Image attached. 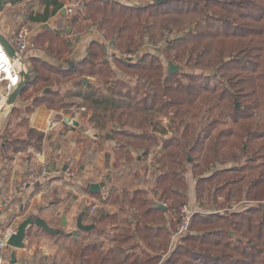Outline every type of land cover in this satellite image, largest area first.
<instances>
[{"label":"trees","instance_id":"16d2710c","mask_svg":"<svg viewBox=\"0 0 264 264\" xmlns=\"http://www.w3.org/2000/svg\"><path fill=\"white\" fill-rule=\"evenodd\" d=\"M141 1L145 5L124 4L119 0L84 1L82 9H77L72 17L78 20L85 13L87 25H98L113 49L138 54L135 60L111 55L113 63L121 64L128 70L127 75L136 79L133 88L122 91L117 88L118 82L105 80L112 76L108 70L112 62L107 60L103 44L96 40L83 60L66 72L56 71L61 76L58 83L73 82L64 94L45 91L53 79L40 68H52L32 59V76L21 95L34 88L41 91L34 96V105L50 96L49 106L53 107L58 98L61 108L75 109L65 110L66 113L79 112L81 118L88 117L101 143L108 140L107 133L114 135L113 140L120 146L118 159L128 163L136 160L131 155L132 149H141L142 155L147 156L153 145L162 144L163 153L158 159L161 173L151 189L157 201L143 189L133 192L128 201L129 193L122 192L123 205L130 207L122 209L127 215L99 217L100 222L117 219L122 225H136L135 231L121 242L139 237L144 242L148 240V247L154 246L159 251L169 246V228L156 222L159 216L164 219L167 211L156 203L165 204L175 214L180 211L188 201V184L183 178L190 166L197 178V203L207 212L195 213L192 232L177 241L172 256L163 264H264V207L243 205L234 209L233 206L244 200L264 199V0H167L161 4L156 0ZM41 4L43 12L32 13L31 21L47 22L66 5L63 0H40ZM162 40L167 42L164 54L170 64L179 68L187 65L217 69L224 73L222 80L211 85L202 82L206 77L201 73L165 72L161 58L140 51L145 44L156 45ZM85 76L95 77L98 84H107V91L84 82ZM27 109L33 111L32 107ZM132 115L141 120H125V116ZM38 135L39 139L44 137L43 133ZM238 148L240 155L236 153ZM247 153L252 156L242 164V156ZM82 163L85 160L79 165ZM226 163L241 165L206 174L218 164ZM229 170L238 175L213 186L215 179L234 172ZM260 186L263 187L259 190ZM223 194L226 200L218 205V197ZM114 202L120 204L121 198ZM223 205H227L229 212L218 214ZM164 232L168 239L162 237ZM117 240L113 237L111 245ZM99 247L97 243L80 246L74 255L75 263L157 264L160 256L146 252L129 261L132 255L123 247L114 256L110 252L103 254ZM183 255L186 259L180 260Z\"/></svg>","mask_w":264,"mask_h":264},{"label":"crops","instance_id":"0c3cea01","mask_svg":"<svg viewBox=\"0 0 264 264\" xmlns=\"http://www.w3.org/2000/svg\"><path fill=\"white\" fill-rule=\"evenodd\" d=\"M27 4H33L35 6L31 7L30 10H28V13L24 10H21V12H19L18 9H16ZM9 6L14 10V20L17 23H22L24 22V20H28V22L34 29L33 37L35 39V47L33 49H30L25 55L27 69L29 70L31 76L32 72L30 71V68L33 67L34 64L32 59H37L39 63L43 61L44 63L50 65L52 68L51 70H45L39 67L40 71H42L47 76L51 75V78L53 79L50 80L52 85L51 87L47 88L49 89L48 91L60 92L61 94H64L73 86L72 81L58 83L57 79H54V76H60V73L57 72V74L56 71L66 72L67 69L72 67L75 63L83 60L87 56L91 43L93 41L99 40L103 44L104 51L107 54V60L111 61V55H117V53L113 51L114 49L110 46V42L104 39L98 25H87V22L85 20V13L84 16L79 18L78 20H72V13H69L67 11V9L69 7H72V5L66 4L63 8L64 10H66L65 13H63L62 9L60 12L52 15L47 22L42 23L33 22L30 20V15L32 13L34 15L36 13L43 12L44 6L42 4L40 5V0H27L16 5ZM6 8H8V6ZM15 32L16 30H11L10 28L6 29L5 35L11 42L14 41ZM50 71H52L53 73H50ZM85 78H87L88 80L84 81ZM94 79L95 77L93 76L83 77L84 82H92L98 87ZM61 84H63L62 89H60L59 87V85ZM47 89L45 90L46 92ZM34 98L35 97L26 101L18 100L16 104L17 108L26 109L32 107L33 111L30 113H26L24 117L19 118L17 121L12 116H9L7 118L8 121L6 124V136L0 133V228L2 227V230L0 231L6 232L11 227H15V229L17 230L18 225L24 219H26L27 217L38 216L44 218L51 226L60 227L62 216L65 211L68 212L67 218L68 222L70 223L69 227H66L65 230H73L76 227L75 225L78 216L83 212V222L85 224H95V227L90 229L89 231H80L76 235L71 237H67L64 234H50L43 229L37 228L35 226L30 227L25 239L26 247L23 249L8 247L5 251V263L48 264L51 262L50 264H77L75 263L76 257L74 256L77 249L80 246L90 245L91 243H97L100 246L99 248L101 249L103 254L105 252H110L111 256H114L115 251L118 249L112 246L114 243L111 245L113 237L104 235V238H102L101 240L92 241H90L88 237H90V233L94 234L95 231H98L99 224L108 220L107 219L103 222H100V216L104 214H119L121 217H125L126 213H124L122 209L130 210V207L129 205H123L122 200L125 196L122 192L127 191L129 193L127 195L128 201V197L132 195V193L136 190H145L142 186L137 187L136 184L130 180V175L132 171H135L137 169H140L142 171L143 165L145 163L151 162V157H153L155 153L153 151V148L147 156L142 155L143 151L141 149H132L131 154L133 157H136V160L132 163H128L125 159H118L121 153L119 150L120 146H118L117 141L113 140L114 135L111 132L107 133L106 135L108 140L101 143L96 129L95 138L93 139L89 136L92 127L90 126L89 121H87V123L85 122V120H87L86 117H84V120L82 121L80 120V115L78 117L79 119H76L74 117V113L68 114L64 112L62 114L60 111L53 109L47 103L48 101L50 102L52 100L50 96L45 97V99L41 98L35 105L32 102L34 101ZM67 117L78 120L80 122V127L74 128L71 123L66 122ZM24 118L26 119L25 124L22 123ZM57 128H62L60 130L63 131H60L56 134L55 132L57 131ZM31 129L42 132L44 134L46 142H51L52 146L50 145V150H48V152L35 150L36 147L39 148L42 146L40 144L37 146H34V144H30L27 146V149H23L24 147H22V145L26 144L27 140L24 138V136L20 135V130L25 131ZM68 134H82L84 139H88L93 143L92 146H97L101 143V146L98 147V149H94L96 151L103 150L105 145L112 144L111 150L108 152L110 153L113 162L105 167V170L98 171V178H92L91 180L87 181L80 178H78L77 180L72 179V177L76 176L75 172L73 171V167L74 165H76L75 163H78V170H85L83 171V173L88 174L91 172V170L88 169L89 166H87L86 161L85 164L82 163L81 165H79L81 160H84L82 158H78V160L77 157L74 156L73 160L69 158L67 161H65V163H59L61 158L60 152L61 149H63L61 139L67 138ZM34 141L35 140H32L31 142ZM70 144L76 146V142H70ZM158 148L160 150L161 146L159 145ZM133 150H141V152H137L135 155ZM84 154L85 152H81V156H83ZM190 158L191 157H189V159ZM37 162L50 163L51 168L49 167V172L40 177L35 185L27 188L26 190H20V185L23 179H25V177L31 171L41 168L38 167L35 169ZM116 162L117 166L115 167ZM161 165V162L157 159V163L154 168L158 171V173H155V178L158 174L161 173ZM67 172H71V175H68ZM188 173V202L196 207L198 211H203L205 213L207 211L201 208L197 203V178H195L194 176L193 169L191 168ZM105 177L111 178L107 188L98 193L90 192V185L92 183L101 181V179ZM155 182L156 179H154L153 185ZM129 185L136 187H134V189H130ZM48 188L53 189L55 198H52L45 202L43 201V194ZM151 189H146L145 191L149 196L153 197L155 201H157V198L152 195ZM91 198H93L103 206H109L110 204H113V206H115L117 210L100 211L96 213L98 214L97 217H93L96 215L94 214V211H92V208H94L95 210V207H98V204H90ZM117 198H121L120 204L114 202ZM72 200L74 202H72ZM235 204H238L240 206H243L242 204H245L244 208H246V204L248 203L241 202ZM235 204H233V206ZM164 211H167V207ZM171 213V210L167 211L164 214V219L169 217V214ZM90 216L93 217L91 221L89 220L90 218H92ZM130 221L132 222L133 218H130ZM168 225L171 226L170 224H167L166 221L165 223L163 222L160 224V226L168 227L170 230V227ZM121 226L123 227V225L120 224L119 220H117V223L113 225L114 228L118 229H120ZM101 235H103V233H99V236ZM48 238H55V245L57 246H51L47 244L46 240ZM62 239L67 241V243H63L64 245L62 246L65 250H68V253L65 255H61L59 253L60 250L58 247V243H60L59 240ZM172 251L173 249L171 250V252ZM14 252L16 254L15 258L12 257ZM147 252L149 253V251ZM164 262L165 260L162 261V259L158 261L159 264H163ZM108 264L114 263L110 262Z\"/></svg>","mask_w":264,"mask_h":264},{"label":"rangeland","instance_id":"374dc122","mask_svg":"<svg viewBox=\"0 0 264 264\" xmlns=\"http://www.w3.org/2000/svg\"><path fill=\"white\" fill-rule=\"evenodd\" d=\"M63 1L66 4L72 5V7L74 9V11L72 12V17L76 14L77 9H82L84 1L87 2V3H92L93 2V0H63ZM119 1L121 3H124V4L141 3V4L145 5V1H141V0H119ZM31 7L32 6L27 4V5H24V6H20V8H16V9H18L19 12H21V10H24V11H26L28 13L29 12L28 10H30ZM14 14H15L14 10L10 6H8V8L5 7L4 10L1 12V14H0V31L1 32L6 34V29H9V28L11 30H16V32H17L23 24H26L30 28H32V26L28 22V20H24V22H22V23H17L14 20ZM81 16H84V15H81ZM98 17H100V15H98ZM172 35L176 36V33H173ZM166 44H167V42H165L164 40H162L161 43L156 44V45L147 43L141 48L140 51L141 52L142 51L143 52L148 51V52H151V53L157 55L159 58L162 59L163 66H164V71L165 72H169L170 63H169V60L167 59V56L164 54V48H165ZM145 49H148V50H145ZM113 51L116 52L115 49ZM119 52H123V51L119 50ZM109 65H110V68L108 70L112 72V76L105 77V80L107 78V79H110L112 81L118 82L119 86L117 88L121 89L122 91H127L128 87H130L129 89L133 88L134 84L136 83V79L133 78L131 75H127L128 70L123 68V66L121 64H119L118 62H114V63L112 62ZM215 70H217V69H215ZM215 70H212V69L205 70V69H202L200 67H188L187 65H183L182 68H179V72L180 73L185 72V73H191V74H193V73H196V74L197 73L198 74L201 73V74H203L206 78L204 80H202V82L210 83L211 85H214L215 83H217V82L222 80V73L223 72L219 73L218 71H215ZM50 73H53V72H50ZM57 77L58 76H54V79H58V78L61 79V76H59L58 78ZM62 79H64V78L62 77ZM94 80L96 81V84L98 85V87H100V89L102 91H107V89H108V85L107 84H103V83L102 84H98V81L96 79H94ZM184 81H186V79H184ZM59 87H60V89H62L63 84L59 85ZM39 93H41V91H35L34 88H30L27 92H24L19 97L18 100H22V101H26L28 99L30 100V99H32L34 96H36ZM237 105H239V102L237 103ZM61 107H62V105H61L60 102H58V98H57L56 103L52 107L53 109H55L57 111H60L62 114L65 112V110H69V111L75 110V109H72V108H70L68 106H66L64 108H61ZM27 110H28L27 108L26 109H24V108L20 109V108H17V107L15 108L14 107V110H12L9 114H4V116L2 118V121H1V124H0V133H2L3 135L6 136V124H7V121H8L7 118L9 116H12L17 121L19 118L24 117V115L26 113H30V112H27ZM67 116H71V115H67ZM86 118H87V120H85V122L87 123L88 117H86ZM124 118H125V120H129V119H135L136 121H140L141 120V118L139 116H137V115L125 116ZM80 120L83 121L84 118H81ZM163 121L164 122L168 121V118H163ZM25 122H26V119L24 118L22 123L25 124ZM60 129H62V128H57V131L55 133L57 134L60 131H63V130H60ZM134 129H137V128H134ZM137 130L141 131L142 129L138 128ZM20 131H21L20 135L24 136V138L27 141L35 140L32 143H34L36 146L39 145V144L42 145L39 148L36 147L35 150H41V151H47V152H48V150H50V145L52 146L51 142L50 141H49L50 143L46 142V139L44 137L41 138V139L38 138L39 137L38 133H42V132H40L38 130H33V129L25 130V131L20 130ZM30 131H32V132H30ZM90 131H91V133H90L89 136L94 139L96 131L93 128ZM61 142H62V148L63 149H61V152H60L61 153V155H60L61 158H60V161H59L60 164L65 163V161H67L69 158L73 160L74 159L73 157L75 156V157H77V159L78 158L79 159H81V158L84 159L87 162V166H89L88 169L91 170V172L88 173V174L87 173H83V171H85V170H83V171L82 170H78V167H77L78 163H75L76 165H74L73 171L75 172L76 176L72 177V179L77 180L78 178H80V179H83V180L85 179V181L91 180L92 178L96 179V178H98V175H99L98 171L105 170V167H107L111 162H113L112 161V157L110 156V153L108 152V151L111 150L112 144L105 145L103 150L96 151L94 149H98L97 146H92L90 144L89 140H86V139L83 138L82 134L81 135L80 134H76V135L75 134H68L67 138H62L61 139ZM70 142H76V146L70 144ZM161 145L162 144H160V146ZM27 146H28L27 144H23L22 145V147H24V148H26ZM60 146H61V143H60ZM152 148H153V151L156 153V155L154 153L155 157H154V155H153V157H151V162L145 163L143 165V167H142V171L140 169H137L135 171H132L131 175H130V180L132 182H134L137 187L142 186L145 190L146 189H151L153 187L152 185H153V182H154V179H155V173H158V171L154 167H155V165L157 163V159L161 158L160 156L163 153L161 151V149L159 150L157 145H153ZM243 148L245 150L248 149L247 143H245L243 145ZM133 151H134L135 155H136L137 152L138 153L141 152V150H137V151L133 150ZM81 152H85V154L83 156H81ZM157 152H158V154H157ZM236 153L238 155H240L241 154V148H238L236 150ZM227 154H228L229 157H232L231 153L228 152ZM89 156H90V158H89ZM251 156H252V153L244 154L242 156L243 159L241 160V163L242 164L243 163H247ZM88 161H91V162H88ZM262 161L263 160H259L258 162L260 163ZM241 163L240 164H231V163L218 164L217 167H214L213 169L208 171V173H206V174L210 175L211 172L213 173V172L218 171V170L231 169V168L236 169V166L237 165H241ZM43 166H47V167L51 168L50 163L37 162V164L35 166V169L38 168V167H43ZM190 169H191V167L189 166V169L187 170V172L185 173V177L183 178L184 179V183H187V181H188V174H189L188 172H189ZM95 170H96V172H95ZM183 170L184 169L182 168L179 171L182 172ZM229 171H234V170H229ZM201 172L202 171H199V173H201ZM237 175L238 174H236V171L231 172L230 174L223 175L222 177H219V178H217V179H215L213 181V184H214L213 186H215L218 183H221L222 181H224L227 178L231 179L232 177H236ZM83 176H84V178H83ZM136 186L129 185V188L130 189H134V187H136ZM261 187H263V186H260L259 190L261 189ZM257 190H255V191H257ZM43 196H44L43 197V201H45V202L50 200V199H52V198H55V194L53 192V189L52 188L46 189V192H44ZM111 199H113V198H111ZM225 200H226V196H225V194H223L222 196L218 197V203L217 204L221 205L222 204L221 202H224ZM244 201H246L248 203V204H246V206H248V207L249 206L250 207H252V206L264 207V199L263 200H248V201L244 200ZM244 201L242 203H246ZM72 202H74V201L72 200ZM96 203L98 204V207L94 206L95 207L94 214L96 216L92 215L93 217H97L98 214H96V213H98L100 211H104V210H112V211L114 210V211H116L117 210V208L115 206H113V204H110L109 206H103L102 204H99L97 201H95L93 198L90 199V204L94 205ZM186 203H189V202L187 201ZM242 205H245V204H242ZM229 210L230 209L226 205V206L222 207V209L217 210V212H218V214H224V213H228ZM167 211H169V209H167ZM179 213H180V211L178 210V212L176 214L174 212H172L171 214H169V217L163 219V218H161L159 216V218L156 220V222H158V223H163V222L165 223V221H166L167 224L171 225V226L168 225L170 227V230H169L170 231L169 246H167V248L163 247V249L160 250V251L158 249L154 248V246L148 247L147 246L149 244L148 240L144 243L142 240H140L139 237L130 238V239H127V240H124L123 242H121V239L123 237H128V235L131 232L135 231L136 225L130 226L128 223H126L125 225H123V227L121 226L120 229L114 228L113 225H115L117 223V219L116 220H107V221L99 224L98 225V231H95L94 234L90 233L91 235L88 238L90 239V241H92V240H101L102 238H104V235H107V236H110V237H118L119 240H117L116 243L113 244V246L116 247L117 249H119V247H124L126 249V253L132 255V257L129 259V261H132V258H134L136 256H140V257L144 256L147 251H149V253L151 255H155V254L160 255V256H157V257H159L157 259V261H159L161 259H162V261H164V260H166V258H169L170 256H172L171 250L174 248V246L176 244V243L173 244V245L171 244V236H172V233L175 230V228H176V226H177V224L179 222V217H180ZM92 216H90V217H92ZM93 217L90 218L89 220L91 221V219H93ZM133 221H134V219H133ZM69 224L70 223L68 222V227H69ZM1 228H0V230H2ZM68 230L69 229H66V231H68ZM99 233H103V235L99 236ZM150 234H151V232H150ZM162 237L163 238L166 237V232H164V235ZM166 239H168V237H166ZM151 240L153 241L154 239H151ZM46 242H47V244H49L51 246H57V245H55V243H56L55 238H48L46 240ZM59 242H60V243H58V247H59V250H60L59 253L61 255L67 254L68 250H65L62 247L64 245L63 243H65V242L67 243V241L62 239V240H59ZM151 243H154V242H151ZM179 258H180V260L186 259V257L184 255L180 256ZM50 263H48V264H50Z\"/></svg>","mask_w":264,"mask_h":264},{"label":"built area","instance_id":"2783aa9c","mask_svg":"<svg viewBox=\"0 0 264 264\" xmlns=\"http://www.w3.org/2000/svg\"><path fill=\"white\" fill-rule=\"evenodd\" d=\"M67 11L72 13L74 10L72 7H69ZM33 34L34 29L26 24H23L15 33V38L12 43L18 53V59L16 60L11 58L3 44L0 42V109L5 106L9 94L19 84L21 80L20 72L23 69H27L25 55L30 49L35 47ZM116 53L118 56H122V58L129 60H135L138 58V54L132 52H119L116 50ZM79 115L80 113L76 112L74 117L77 119ZM48 169L49 167L43 166L38 170L31 171L21 182L20 190L23 191L35 185L40 177L49 172ZM67 173L68 175H71V172ZM239 207L240 205L238 204L234 205V209H238ZM92 211H94V208H92ZM197 211L198 209L190 203H184L180 207L179 222L171 236L172 245L191 232L192 222ZM15 232V227L9 228L6 232L0 231V264H6L5 251L8 248V238Z\"/></svg>","mask_w":264,"mask_h":264},{"label":"water","instance_id":"95a60500","mask_svg":"<svg viewBox=\"0 0 264 264\" xmlns=\"http://www.w3.org/2000/svg\"><path fill=\"white\" fill-rule=\"evenodd\" d=\"M27 0H0V14L4 10L5 7L9 5H16L18 3L24 2ZM167 0H156L158 4L164 3ZM66 10L63 9V13H65ZM0 42L3 44L5 49L7 50L8 54L11 56L12 59L16 60L18 59V53L13 45V43L6 37V35L0 31ZM179 72V66L176 64H170L169 67V73L170 74H176ZM21 80L17 87L9 94L5 106L0 111V124L2 121V118L4 114H9L12 110H14V107H16V104L18 102V99L21 95V93L24 91L26 86L28 85L31 74L28 69H23L20 72ZM88 79L85 78L84 81H87ZM49 89H47L48 91ZM66 122L71 123L73 127H80V122L76 119H71L69 117L66 118ZM109 136V135H108ZM191 160V158L189 159ZM111 180L110 177H105L101 179V181L97 183H92L90 185V192L92 193H98L102 190H105L109 184V181ZM156 205L166 210L165 205H160L156 203ZM67 211L62 216V222L60 227H54L51 226L44 218L38 216V217H27L24 219L17 227V230L15 233H13L8 238V247H13L16 249H23L26 247L25 239L27 236L28 229L30 227H37L40 229H43L44 231L50 233V234H64L67 237H71L76 235L80 231H89L90 229L95 227V224H85L83 222V216L84 212L80 214L77 218L76 227L71 231H66L65 228L68 227V218H67ZM16 254L13 253L12 257L15 258Z\"/></svg>","mask_w":264,"mask_h":264},{"label":"bare ground","instance_id":"6f19581e","mask_svg":"<svg viewBox=\"0 0 264 264\" xmlns=\"http://www.w3.org/2000/svg\"><path fill=\"white\" fill-rule=\"evenodd\" d=\"M0 111H1V109H0Z\"/></svg>","mask_w":264,"mask_h":264}]
</instances>
